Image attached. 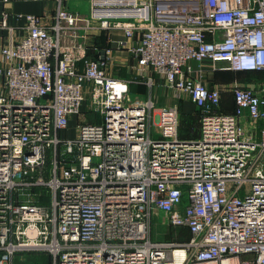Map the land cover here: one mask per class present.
Here are the masks:
<instances>
[{"label":"built area","instance_id":"1","mask_svg":"<svg viewBox=\"0 0 264 264\" xmlns=\"http://www.w3.org/2000/svg\"><path fill=\"white\" fill-rule=\"evenodd\" d=\"M89 2L87 18L55 0L50 29L26 15L27 35L0 47V264L34 251L51 264H264V88L210 89L191 66L264 71V0ZM93 20L191 100L197 139L179 135L176 106L155 113L107 72L113 49L92 59L60 43ZM153 214L172 239L152 240Z\"/></svg>","mask_w":264,"mask_h":264},{"label":"crops","instance_id":"2","mask_svg":"<svg viewBox=\"0 0 264 264\" xmlns=\"http://www.w3.org/2000/svg\"><path fill=\"white\" fill-rule=\"evenodd\" d=\"M70 0H66L69 4ZM90 4V3H89ZM90 9V7H89ZM88 14H81L82 17H89ZM56 13L55 0H0V47L12 46L21 38L27 35L26 15H38L42 18V23L50 29L54 24ZM5 14V26L2 24V16ZM20 15V17H18ZM99 20L90 22L91 30H78V35L72 40L65 33L60 38L63 46L71 44H82L87 46V55L92 59H98L104 54L107 48H111L114 61L107 68V72L129 82V92L134 96L143 97L153 102L155 113L168 106H176L179 112V135L184 139H197L200 135V121L196 106L188 97H178L173 90L166 85L165 81L150 70H139L136 59L127 50H117L116 43L123 38V32L117 29H103L100 27ZM83 25V23H81ZM134 43V42H132ZM0 60V69L2 66ZM196 69L194 77L200 79L208 88H215L222 85L233 84L234 82L241 85H247L255 89L264 88V74H236V76H221L219 71H213L205 64L198 71L197 63H191ZM246 76V77H245ZM231 77V78H230ZM225 82V83H224ZM224 83V84H220ZM2 87V77L0 74V91ZM235 110L231 93H223L221 97V111L224 113H233ZM81 118L91 121L90 117L82 108ZM64 132L66 135L71 130ZM256 126V125H255ZM264 126V123L257 125V129ZM73 135V133H72ZM68 134L67 136H72ZM47 255V254H46ZM48 256V255H47ZM50 258V257H48ZM13 264V263H12ZM51 264V263H50Z\"/></svg>","mask_w":264,"mask_h":264},{"label":"rangeland","instance_id":"3","mask_svg":"<svg viewBox=\"0 0 264 264\" xmlns=\"http://www.w3.org/2000/svg\"><path fill=\"white\" fill-rule=\"evenodd\" d=\"M89 3H90L89 0H70L68 6L70 9L76 10L80 14H88V12L90 11ZM222 75L225 76L227 74L221 73V76ZM224 83H220V84H224ZM89 117L90 119H94V115H89ZM75 122L70 126L71 130L67 134L72 135V133H74ZM178 232L180 234V230H178ZM172 234L173 232L171 231V228L167 227V225L163 222L162 217L159 216V214H153L151 219L152 240H156V241L170 240L172 239L173 236ZM184 236L187 237L188 235H184ZM181 237H183V234L181 235ZM48 257L49 256H47L44 253H41L40 251L23 252L16 254L13 257V264H50L51 258Z\"/></svg>","mask_w":264,"mask_h":264},{"label":"trees","instance_id":"4","mask_svg":"<svg viewBox=\"0 0 264 264\" xmlns=\"http://www.w3.org/2000/svg\"><path fill=\"white\" fill-rule=\"evenodd\" d=\"M218 73H226L227 75H225V76H236V74H248V75H251V74H256L257 76H259V75H262V74H264V71H261V72H231V71H219ZM259 74V75H258ZM264 76V75H263ZM230 77V78H231ZM186 235V233L184 232V230H182V231H180V235ZM188 237V236H187ZM186 237V238H187ZM51 260V259H50Z\"/></svg>","mask_w":264,"mask_h":264},{"label":"bare ground","instance_id":"5","mask_svg":"<svg viewBox=\"0 0 264 264\" xmlns=\"http://www.w3.org/2000/svg\"><path fill=\"white\" fill-rule=\"evenodd\" d=\"M102 4H105V3H102ZM102 15H106V16H108L109 14H111V11H109V10H104V11H101L100 12Z\"/></svg>","mask_w":264,"mask_h":264},{"label":"water","instance_id":"6","mask_svg":"<svg viewBox=\"0 0 264 264\" xmlns=\"http://www.w3.org/2000/svg\"><path fill=\"white\" fill-rule=\"evenodd\" d=\"M28 175H32V174H28Z\"/></svg>","mask_w":264,"mask_h":264}]
</instances>
